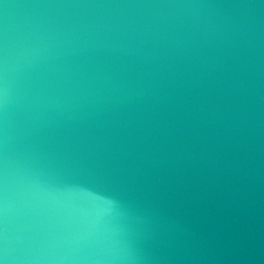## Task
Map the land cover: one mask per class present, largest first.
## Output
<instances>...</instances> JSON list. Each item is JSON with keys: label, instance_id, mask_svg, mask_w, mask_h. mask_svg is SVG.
Segmentation results:
<instances>
[{"label": "water", "instance_id": "water-1", "mask_svg": "<svg viewBox=\"0 0 264 264\" xmlns=\"http://www.w3.org/2000/svg\"><path fill=\"white\" fill-rule=\"evenodd\" d=\"M0 264H264V0H0Z\"/></svg>", "mask_w": 264, "mask_h": 264}]
</instances>
